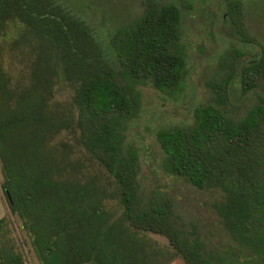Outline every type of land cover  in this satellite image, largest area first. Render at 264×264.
Segmentation results:
<instances>
[{"label":"trees","instance_id":"trees-1","mask_svg":"<svg viewBox=\"0 0 264 264\" xmlns=\"http://www.w3.org/2000/svg\"><path fill=\"white\" fill-rule=\"evenodd\" d=\"M230 6L241 39L254 41L240 5ZM180 18L174 3L143 0L142 13L118 28L105 50L59 0H0L1 40L10 24L17 28L8 47L23 64L13 75L0 51V188L40 264H149L140 232L165 236L184 264H264V98L240 119L201 104L189 125L155 134L165 172L197 189L220 191L214 209L226 238L218 243L186 222L163 192L143 188L137 149L125 141L124 124L136 102L122 78L146 79L162 92L179 85L186 63L175 47ZM40 46L41 55L29 60ZM260 79L264 49L240 68L242 92ZM60 80L73 86L77 140L112 180L119 214L102 204L103 187L64 176L59 157L44 149L67 124L59 110L46 108ZM8 222L6 214L0 217V264H22L6 234Z\"/></svg>","mask_w":264,"mask_h":264},{"label":"rangeland","instance_id":"rangeland-1","mask_svg":"<svg viewBox=\"0 0 264 264\" xmlns=\"http://www.w3.org/2000/svg\"><path fill=\"white\" fill-rule=\"evenodd\" d=\"M59 1L90 26L105 50L109 49L110 36L143 10V0ZM158 1L174 3L180 9V39L175 47L185 56V69L179 85L165 92L157 90L146 79L134 81L129 77L122 78L136 102L124 124L125 141L137 149L141 166L139 179L143 188L163 192L173 201L175 211L186 222L196 226L210 244L218 243L226 238L214 209L215 203L222 200L220 191L197 189L165 172L161 167L162 152L155 134L160 128L189 125L193 120V109L201 104L213 103L227 116L240 119L249 107L258 102L259 97L264 98V79L258 80L257 86L248 92H242L239 80L240 68L264 49V0ZM236 2L240 5L241 22L246 34L254 38L252 42L243 41L237 32L238 24L233 20L230 6ZM5 30L6 40H1L0 36V44L4 45L0 49L2 58L6 67L7 63H11L13 75H20L18 69L23 64L15 61L17 53H12L8 47L12 37L17 34V28L10 24ZM41 53V46L32 50L29 60ZM73 92V86L65 80L57 81L53 86L47 111L55 114L59 110L61 123L67 124L53 133L45 142L44 149L51 150L53 155L59 157L60 163L65 166L61 170L64 176L74 175L83 183L92 181L103 187L106 197L102 204L119 214L112 180L105 168L91 159L77 140V131L73 126L76 116L72 107ZM3 180L0 161V184ZM1 207L6 209L9 220L6 234L12 238L22 264H40L22 220L9 212L0 188V213L3 212ZM139 237L145 239L149 264H184L165 236L140 232Z\"/></svg>","mask_w":264,"mask_h":264},{"label":"crops","instance_id":"crops-1","mask_svg":"<svg viewBox=\"0 0 264 264\" xmlns=\"http://www.w3.org/2000/svg\"><path fill=\"white\" fill-rule=\"evenodd\" d=\"M2 208V207H1ZM3 209V212L2 213H0V217H2V216H4L5 214H6V209L4 210V208H2Z\"/></svg>","mask_w":264,"mask_h":264}]
</instances>
